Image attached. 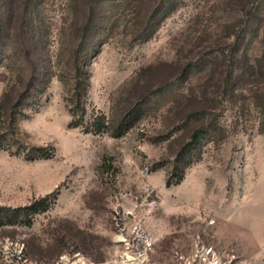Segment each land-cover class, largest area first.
I'll use <instances>...</instances> for the list:
<instances>
[{"label":"rangeland","instance_id":"1","mask_svg":"<svg viewBox=\"0 0 264 264\" xmlns=\"http://www.w3.org/2000/svg\"><path fill=\"white\" fill-rule=\"evenodd\" d=\"M0 112V264H264V0H0Z\"/></svg>","mask_w":264,"mask_h":264},{"label":"trees","instance_id":"2","mask_svg":"<svg viewBox=\"0 0 264 264\" xmlns=\"http://www.w3.org/2000/svg\"><path fill=\"white\" fill-rule=\"evenodd\" d=\"M255 11H259V9H254ZM243 11H245V14H247L249 16V13L252 11V10H245V8H243V10H241V12L243 13ZM239 44L238 43H234V48H233V52H234V57H238V53H239ZM75 55H76V60L74 61L72 67L74 69V72H75V75H76V78H75V91H74V104H76L79 108L82 107V100H83V91H84V81H85V78H86V72H87V64L85 63L84 60L81 61V59L79 58V55H80V49H76L75 50ZM78 55V56H77ZM236 73H237V67L236 66H233V69L232 71L230 72V81H231V87L233 90L234 86H235V83H236V80H237V76H236ZM34 85L33 81H29L27 83V85L25 86V89L23 90V97L24 95H26V93H28L30 91V89L32 88V86ZM16 107V105H15ZM70 113L71 115H73L74 117L76 116L77 114V111L74 108H71L70 109ZM3 118L1 112H0V123H1V119ZM83 119L84 117L82 118H78V119H74L73 122L71 123V126L72 127H80L81 125H83ZM106 118L104 116H96L92 122H91V128L94 129V132L98 133V132H101L102 131V128L101 127H109L107 126V121L105 120ZM103 120V121H102ZM12 122H14V120L12 119V121L10 122V126L12 125ZM12 128H13V131L15 129V125L13 124L12 125ZM91 128H87V131H90ZM93 131V130H92ZM201 136V130L198 129L194 132L193 134V139H194V142L193 143H196L197 140L200 138ZM4 144L2 142V140L0 139V148H3ZM184 171V170H183ZM182 171V172H183ZM183 179V176L182 174H180L178 176V179L176 180V184L180 183ZM172 184H174L171 179H168L167 180V187H170ZM51 203H53L52 199L50 196H46V197H43L39 200H36L34 201L33 203L27 205V206H24V207H21L19 208V211H23V212H26V216H27V220L26 222L27 223H31V219L29 218V215L31 214L32 216H34L35 214H39V213H43L45 212L46 210H48V208L51 206Z\"/></svg>","mask_w":264,"mask_h":264},{"label":"built area","instance_id":"3","mask_svg":"<svg viewBox=\"0 0 264 264\" xmlns=\"http://www.w3.org/2000/svg\"><path fill=\"white\" fill-rule=\"evenodd\" d=\"M184 264H220L215 257L212 249L202 252L200 256H196L192 261H187Z\"/></svg>","mask_w":264,"mask_h":264}]
</instances>
